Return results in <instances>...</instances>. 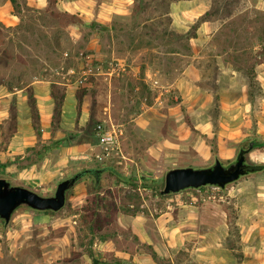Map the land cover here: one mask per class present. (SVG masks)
I'll list each match as a JSON object with an SVG mask.
<instances>
[{
	"label": "rangeland",
	"instance_id": "1",
	"mask_svg": "<svg viewBox=\"0 0 264 264\" xmlns=\"http://www.w3.org/2000/svg\"><path fill=\"white\" fill-rule=\"evenodd\" d=\"M27 1L17 0L15 27L0 23V84L17 91L0 121V177L53 195L61 180L103 167L74 155L110 117L124 155L113 165L132 183L104 170L98 188L91 175L78 179L57 211L17 207L9 222L0 218V264H264V169L225 187L160 193L168 169L217 157L229 164L253 138L264 140L257 0H133L91 26L57 0L43 8ZM40 78L41 93L51 80L75 85L56 122L46 97L35 107L32 86L13 88ZM19 116L37 142L7 152ZM246 159L264 163V146Z\"/></svg>",
	"mask_w": 264,
	"mask_h": 264
},
{
	"label": "water",
	"instance_id": "2",
	"mask_svg": "<svg viewBox=\"0 0 264 264\" xmlns=\"http://www.w3.org/2000/svg\"><path fill=\"white\" fill-rule=\"evenodd\" d=\"M75 133H69V139L74 140ZM253 143L241 147L236 159L229 164H224L220 158H215L209 166H178L166 171L164 187L161 194L179 192L186 188H199L206 185L225 187L228 183L240 176L261 170L264 163H252L246 159V154L252 149ZM80 177L77 172L63 180L57 186L53 195H43L34 189L20 184H12L8 179L0 177V218L6 223L11 219L12 213L21 205H26L37 210L61 209L66 201L67 190L71 188ZM122 264H130L126 260Z\"/></svg>",
	"mask_w": 264,
	"mask_h": 264
},
{
	"label": "crops",
	"instance_id": "3",
	"mask_svg": "<svg viewBox=\"0 0 264 264\" xmlns=\"http://www.w3.org/2000/svg\"><path fill=\"white\" fill-rule=\"evenodd\" d=\"M132 1L133 0H57V4L60 7H63L64 10L73 11L75 13L78 12L79 15L86 22H91L93 19L97 18L98 15H104L102 13L120 11L124 8V6L129 7L132 4ZM30 2H32L33 5L39 8H43L46 5L47 0L27 1L28 4H30ZM256 6L264 8V0H257ZM0 22L3 23L5 27H15L18 24L19 16L16 14L11 0H5V1L0 0ZM41 81L45 83V86H46L47 80H42L40 78V79L33 81L32 83H29L27 86H24L22 88H17V87H13V88L19 91V90L25 89L28 86H32V91H34L33 96L37 97V98L34 97L36 101V105L40 107L39 101L43 99L42 97H46L47 100H49L50 106H52L54 104V99H53V96L51 95V85L54 82L53 83L52 81L47 82V87H45L46 89L44 91L45 93H41L42 90L39 91L38 90L39 84L37 85V83ZM55 82L57 83L56 85L60 87V89L65 95L63 98V103L64 102L66 103L68 99L72 101V95L76 89L74 83L68 80H64V81L56 80ZM16 93L17 91L9 88L8 86H5L2 83L0 84V121L9 117V110L7 108L6 101L8 99V96L15 95ZM83 100L87 104L88 102L87 96ZM42 116H41L42 118L46 117V119H48L49 113L45 112V116L44 115ZM51 119H52V116H51ZM39 120H40V117H39ZM29 127H30V119L29 118L23 119L22 117L19 116L17 125L9 136L10 138L8 139V142L6 145L7 152L12 151V152H17V153H22L28 146H32L33 144L37 142L35 138L32 140L29 129L27 132L25 131V128L27 129ZM33 129L34 127L32 123V130ZM36 134H37L36 137L37 136L40 137L42 135V131L40 135H38L37 132ZM75 156L76 155H74V157Z\"/></svg>",
	"mask_w": 264,
	"mask_h": 264
},
{
	"label": "built area",
	"instance_id": "4",
	"mask_svg": "<svg viewBox=\"0 0 264 264\" xmlns=\"http://www.w3.org/2000/svg\"><path fill=\"white\" fill-rule=\"evenodd\" d=\"M92 70L91 67L88 68ZM69 71H74L70 67ZM109 119H103L94 126V141L85 149H82L75 158L82 159L86 162H93L101 165L120 163L123 155L121 148L120 135L122 130ZM220 187L218 185H210ZM200 188V187H199Z\"/></svg>",
	"mask_w": 264,
	"mask_h": 264
},
{
	"label": "trees",
	"instance_id": "5",
	"mask_svg": "<svg viewBox=\"0 0 264 264\" xmlns=\"http://www.w3.org/2000/svg\"><path fill=\"white\" fill-rule=\"evenodd\" d=\"M136 1V0H134ZM12 2V5L14 7V9L18 8L17 5V0H11ZM17 10V11H16ZM15 12L17 15H19L20 11H18V9H16ZM208 13V12H206ZM71 16L74 17V14H70ZM79 20V24L81 25H88L91 26L93 25V22L91 21L90 23L82 20V19H78ZM1 23V22H0ZM2 26L5 27V25L3 23H1ZM6 28H9V27H6ZM52 81V85H51V95L53 96V99H54V109H53V113H52V121L56 122L61 114V108H62V104H63V98H64V93L62 92V90L60 89L59 86H57L56 84V80H51ZM28 84H18L17 85V88H22L24 86H27ZM9 88H11L10 85H7ZM32 103L35 105L36 107V101L35 99L33 98L32 100ZM37 120H34L32 118V122H33V127L34 129L36 130V132L38 133V135L41 134V127L39 125V113L37 112ZM250 142L253 143V147L252 148H255V147H263L264 146V140H258L256 138H253ZM249 142V143H250ZM264 169V168H263ZM262 169V170H263ZM104 170H109L111 173L115 174L117 176V178L120 180V181H124V182H127V183H132L131 180L126 177L125 175H123L122 173H120L118 170L115 169L114 165L113 164H105L103 165V167H88V168H84L82 169L80 172V177H83L84 175H91L94 180H95V183H96V187H100V182H101V175H102V172ZM160 193H161V190H160ZM30 208V207H29ZM37 210V209H35ZM38 211H44V212H47V213H51V212H54V210H50V209H47V210H38ZM90 229H93L92 226H90ZM85 253L91 258L92 262L95 263L96 259H95V254H94V251L93 249L91 248H88L86 249ZM155 254V252H154ZM75 259V258H73ZM119 261L121 259H118ZM62 263V264H67V263H72V262H75V261H72V259L70 257H67L63 260H58L57 263Z\"/></svg>",
	"mask_w": 264,
	"mask_h": 264
}]
</instances>
